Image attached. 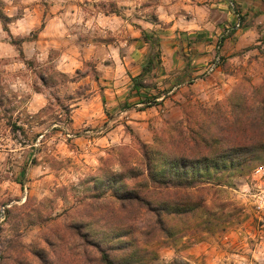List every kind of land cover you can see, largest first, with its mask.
Wrapping results in <instances>:
<instances>
[{
    "label": "rangeland",
    "instance_id": "374dc122",
    "mask_svg": "<svg viewBox=\"0 0 264 264\" xmlns=\"http://www.w3.org/2000/svg\"><path fill=\"white\" fill-rule=\"evenodd\" d=\"M70 3L79 4L86 16L117 14L132 24L137 19L160 23L162 7L170 6V18L182 26H228L212 29L209 40L190 39L187 32L173 29L170 62L161 58L160 48V63L156 59L143 86L134 91L132 77L141 74L147 58L129 64L125 74L108 77L112 85L105 88L117 92L107 93L112 99L104 109L98 103L85 107L90 90L99 91L102 84L96 63L79 58L63 72L60 49L49 48L41 59H29L30 66L17 51L21 38L5 37L16 53L4 50L0 58V264H104L101 250L114 257L131 252L141 264H170L175 258L188 264H264V210L253 198L258 185L264 186V177L253 176L264 167V152L209 182L158 189L147 179L142 149L202 109L221 106L229 112L227 100L237 94H245L255 113L263 114L254 88L264 85V13H256L264 9V0H0V23L23 16L26 7L39 5L47 14ZM220 3L234 20L220 13ZM239 20L241 27L223 39L251 31L242 46L226 56L222 40L220 67L212 74L193 72L199 66L193 54L205 47L202 42L213 44V59L222 32ZM82 29L75 23L70 31L74 41L85 45L94 33ZM118 178L142 199L161 198L191 210L158 217L143 200L140 207L125 210L112 187ZM119 244L129 249L110 250Z\"/></svg>",
    "mask_w": 264,
    "mask_h": 264
},
{
    "label": "trees",
    "instance_id": "16d2710c",
    "mask_svg": "<svg viewBox=\"0 0 264 264\" xmlns=\"http://www.w3.org/2000/svg\"><path fill=\"white\" fill-rule=\"evenodd\" d=\"M4 28L8 29L6 24ZM141 32L143 40L149 44L152 51L147 55V64L141 74L132 77L131 91L143 86V77L152 70L156 59L160 63L159 38L154 32L146 31L144 28H141ZM25 39L27 38H21L19 43L21 44ZM12 43L19 45L17 42ZM20 55L24 57L21 49ZM26 60L31 66L33 61ZM60 75L65 74L61 72ZM41 78L46 82L45 76ZM254 91L261 94H259L261 97L256 99V103L263 106L264 85L254 88ZM73 98L71 96V99ZM227 101L232 106L229 112L224 111L221 106L213 111L202 109V113L194 116L193 120L183 118L170 126L167 132H162V135L156 137L158 142L153 146L143 145L147 179L153 186L158 189L184 188L200 182L206 183L220 177V174L229 169L243 166L245 162L254 160L259 152H264V112L262 115H257L253 103L248 102L245 94H237ZM262 109L264 110V106ZM15 127L18 130L22 129L21 126ZM121 182L119 178L114 180L112 187L114 195L118 197L121 207L125 210L134 205L140 207L141 200L148 209L157 212L158 217L162 214L174 213L185 215L191 210L174 203L169 205L161 198L142 199L139 193L127 188L125 182L124 184ZM127 248L129 249L127 245L119 244L118 248H110V250L125 251L128 250ZM101 253L104 264H141L131 252L122 257H114L106 250H101ZM170 264H188V262L175 258Z\"/></svg>",
    "mask_w": 264,
    "mask_h": 264
},
{
    "label": "crops",
    "instance_id": "0c3cea01",
    "mask_svg": "<svg viewBox=\"0 0 264 264\" xmlns=\"http://www.w3.org/2000/svg\"><path fill=\"white\" fill-rule=\"evenodd\" d=\"M73 4L74 5L70 3L68 6L64 5L58 8V11L48 12L47 14H44V12L41 13V9L38 7L39 5H36L37 7L34 8L26 7V14L12 19L10 24H6L7 30L4 28V24L0 23V58L5 57L4 50L8 51V53L9 50L14 51V54L16 53V50L5 38L7 35L13 36L14 38H26L30 36L33 31L37 30L38 32L35 38L25 39V41L22 42L23 46L21 50L23 51L25 59H41V55L45 54L43 49H47L49 52L50 49L57 48L60 49L61 52L59 57L61 60L60 69H62L63 72H68L73 61L79 58L93 61L96 63L97 69L102 72V76L99 80V83L102 84L101 87H99V83L96 81L100 90H96L97 88L90 90L92 94L85 102V107L98 103V107L104 109V107L108 106L107 102L109 98L112 99V95L110 97L108 94H115V92H117L113 91L110 93L111 89L109 87L105 88V85H112L107 78L115 74H125L129 64L145 62L144 59L147 58V51L150 46L143 40L141 28L155 33V36L159 38L162 51L161 58L170 62V32L173 29L175 31L179 29L187 32L186 34H188L190 39L192 37H198L199 39L208 38L209 40V34L212 32V29H217L216 31L218 32L220 29H224L228 26V24H186L182 26L178 21L173 22V19L170 18V6L167 8L162 7L158 15L160 23L156 21H145L146 24H144V22L137 19L135 20V24H132L117 14L98 13L94 15L88 14V16H86L79 4ZM223 4L224 3H220L222 7L220 13H223V16L229 21L234 20L232 13L224 10L225 6ZM255 5L256 7H260L261 4H254V6ZM260 10L258 9L256 13L263 14L264 9L261 7ZM248 15L250 20L255 18L254 13L251 11ZM170 22H172L171 25ZM75 23L82 24L84 27V29H82L83 31H87L88 33L92 31V33H94L92 38L89 39L85 45L73 40L76 34H74V32L72 33L70 30ZM196 27L202 30H192ZM248 27L255 28L252 24H249ZM126 29H128V31ZM118 31L123 34H118ZM248 32L250 33L251 31ZM248 32L241 34L240 31H236L231 37L222 38V40H224L222 53L228 56L236 51V49L240 48L242 46L241 41L244 37L249 35ZM223 34L222 32V35ZM112 35L118 36H116V39L107 38L108 36L112 37ZM208 40L202 42L205 47L200 46L199 52L193 54V57H195L194 60L198 62L199 65L194 67L193 72L197 73L200 71L199 69L205 70L208 61L213 57L214 46L213 44L207 45ZM234 42L237 43L233 49ZM17 51L20 52L19 49H17ZM83 52H86V55H81L84 54ZM115 97L116 96H114V98ZM72 100L75 99L73 98ZM111 104H114V101ZM83 106L84 105L76 106L74 110L77 112L81 108H84ZM173 117L177 119V116Z\"/></svg>",
    "mask_w": 264,
    "mask_h": 264
},
{
    "label": "built area",
    "instance_id": "2783aa9c",
    "mask_svg": "<svg viewBox=\"0 0 264 264\" xmlns=\"http://www.w3.org/2000/svg\"><path fill=\"white\" fill-rule=\"evenodd\" d=\"M230 4L232 6H234L233 1H231ZM237 16L240 17V14L238 13ZM240 20L231 29L228 28L227 30H225L224 34L221 36L220 41L216 47L217 54L214 56V58L211 60V62L207 65V67L205 69V74H212L213 72H215L220 67V64L222 62V54H221L222 38L225 36V34L231 33V30L239 29L241 27ZM253 176L255 179H260V178L264 177V167L263 166L257 167L253 173ZM253 198H254L255 206L259 210H264V186L258 185V189L253 194Z\"/></svg>",
    "mask_w": 264,
    "mask_h": 264
}]
</instances>
